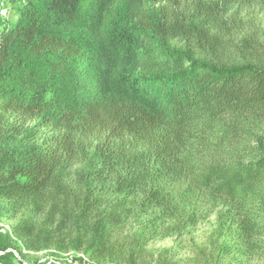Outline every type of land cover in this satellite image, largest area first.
<instances>
[{
	"label": "trees",
	"instance_id": "trees-1",
	"mask_svg": "<svg viewBox=\"0 0 264 264\" xmlns=\"http://www.w3.org/2000/svg\"><path fill=\"white\" fill-rule=\"evenodd\" d=\"M246 1L8 0L0 205L21 217L0 264L53 248L141 264L159 235L209 217L196 264L264 263V42L216 32Z\"/></svg>",
	"mask_w": 264,
	"mask_h": 264
},
{
	"label": "rangeland",
	"instance_id": "rangeland-1",
	"mask_svg": "<svg viewBox=\"0 0 264 264\" xmlns=\"http://www.w3.org/2000/svg\"><path fill=\"white\" fill-rule=\"evenodd\" d=\"M5 2L8 6V0H0V3ZM19 5H23L22 0H17ZM194 5L201 2L213 3L216 0H190ZM259 0H248L239 4H232L229 7V11L226 16V21H222L220 27L216 29L221 42L226 46L235 45L236 37L240 39L243 36H251L257 41L256 44L264 42V4L259 3ZM264 2V1H263ZM134 6V1L131 3ZM195 6V5H194ZM194 11H182V17L186 16V22L192 28H197L201 19H197L193 16ZM11 18L13 13L10 14ZM1 30V27H0ZM257 37V38H256ZM172 46L180 48L183 52L184 46L180 38L170 43ZM203 55V54H200ZM199 54H195L193 58L198 60ZM202 57V56H200ZM12 121L10 118L9 122ZM27 126H32L33 122H27ZM41 132H46V129H42ZM20 215L11 219L10 214L5 210L4 205H0V233L5 234L17 223L20 219ZM214 217L204 219L196 226L187 228L169 229L162 235H159L156 239L151 241L149 245L142 250L141 264H196L195 253L197 248L205 247L206 240L212 227H214ZM130 228L122 230L121 236L131 234ZM13 244L18 248H22L20 244L13 241ZM80 253L82 251L75 250H56L55 248L49 250H43L39 252H27L22 250L20 256L25 261V264H32V262L44 260L45 258H62L70 253ZM239 259L226 260L224 264H264L261 262H244L237 263ZM40 262V261H39Z\"/></svg>",
	"mask_w": 264,
	"mask_h": 264
},
{
	"label": "built area",
	"instance_id": "built-area-1",
	"mask_svg": "<svg viewBox=\"0 0 264 264\" xmlns=\"http://www.w3.org/2000/svg\"><path fill=\"white\" fill-rule=\"evenodd\" d=\"M6 4L5 2L0 3V16H6ZM40 261V262H39ZM39 264H94L86 256L80 253H70L62 258H45L44 260H39Z\"/></svg>",
	"mask_w": 264,
	"mask_h": 264
}]
</instances>
